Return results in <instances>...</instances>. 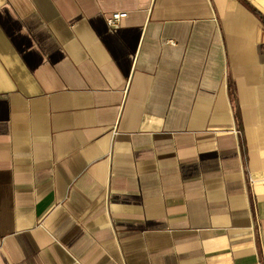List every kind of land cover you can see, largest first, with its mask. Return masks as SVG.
I'll list each match as a JSON object with an SVG mask.
<instances>
[{"label":"crops","instance_id":"crops-1","mask_svg":"<svg viewBox=\"0 0 264 264\" xmlns=\"http://www.w3.org/2000/svg\"><path fill=\"white\" fill-rule=\"evenodd\" d=\"M0 264H264V0H0Z\"/></svg>","mask_w":264,"mask_h":264},{"label":"built area","instance_id":"built-area-1","mask_svg":"<svg viewBox=\"0 0 264 264\" xmlns=\"http://www.w3.org/2000/svg\"><path fill=\"white\" fill-rule=\"evenodd\" d=\"M127 15V12H113L107 16V22L110 27L118 28L121 24V20Z\"/></svg>","mask_w":264,"mask_h":264}]
</instances>
